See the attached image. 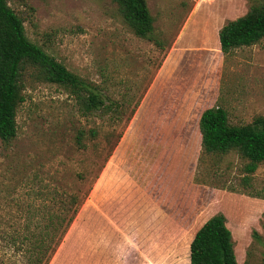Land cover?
<instances>
[{
  "label": "rangeland",
  "instance_id": "374dc122",
  "mask_svg": "<svg viewBox=\"0 0 264 264\" xmlns=\"http://www.w3.org/2000/svg\"><path fill=\"white\" fill-rule=\"evenodd\" d=\"M6 1L26 36L104 106L85 112L69 90L25 70L17 134L0 140V228L44 223L59 207L56 188L81 203L49 264H189L193 232L216 214L237 262L262 264L264 162L249 172L236 151L205 152L198 128L212 106L234 125L264 119V37L228 52L219 43L254 1L146 0L151 39L133 33L113 0ZM28 201L40 209L30 218ZM159 207L178 224L160 228ZM25 262L0 240V264Z\"/></svg>",
  "mask_w": 264,
  "mask_h": 264
},
{
  "label": "trees",
  "instance_id": "16d2710c",
  "mask_svg": "<svg viewBox=\"0 0 264 264\" xmlns=\"http://www.w3.org/2000/svg\"><path fill=\"white\" fill-rule=\"evenodd\" d=\"M124 22L141 38L151 39L154 19L146 0H113ZM254 2L245 14L228 21L219 31V43L223 52L233 48L250 46L264 37V1ZM27 69L37 78L69 90L80 101L85 112L104 106L99 94L77 74L68 70L25 33L20 16L0 0V140L8 143L17 134L16 110L24 97L23 76ZM203 150L207 153L225 154L236 151L247 160V170L253 172L264 162V119L257 117L252 123L234 125L229 122L226 109L220 106L206 108L198 124ZM82 133L77 135L78 144ZM82 146V145H81ZM48 184L40 192L41 201ZM28 187L26 192H32ZM50 200L58 203L57 211L46 215V221L26 222L16 227L0 228V240L6 246L15 247L25 256V264H49L73 222L81 200L74 193L50 188ZM44 204V203H42ZM46 206V205H42ZM28 201V217L39 211ZM189 244V264H239L233 249L231 233L222 215L216 214L198 226ZM264 264V262L262 263Z\"/></svg>",
  "mask_w": 264,
  "mask_h": 264
},
{
  "label": "crops",
  "instance_id": "0c3cea01",
  "mask_svg": "<svg viewBox=\"0 0 264 264\" xmlns=\"http://www.w3.org/2000/svg\"><path fill=\"white\" fill-rule=\"evenodd\" d=\"M160 145V144H159ZM160 146H162V145H160ZM143 192L145 193V195L147 194L144 190H143ZM150 201H151V203H152V205L154 206V203H153V199L151 198H149V197H147ZM156 208V207H155ZM158 211L160 212V215H161V217L163 218V220H162V222H163V225H162V227H160V228H163V227H165V226H168V227H171V225H173V223L174 224H178V222H176L175 221V219H172V218H170L168 215V217L167 216H164V214H163V211H162V209L159 207L158 208ZM134 225H136V222H134L133 223V226ZM200 226V225H199ZM137 228L139 229V227H138V225H137ZM151 230V229H150ZM138 231H140V233H141V236H145V234L147 233H145V232H143L141 229H139V230H137V232ZM149 232V231H148ZM192 238H193V235H192V237H191V239L190 240H192ZM189 244H190V242H189ZM188 250H189V246H188ZM171 249H170V247L168 248V250H167V255H169V256H172V257H175L174 255V252H173V250L171 251ZM147 252V251H146ZM146 254H148V255H150L151 257H152V252L151 251H148ZM146 254H145V256H146Z\"/></svg>",
  "mask_w": 264,
  "mask_h": 264
}]
</instances>
